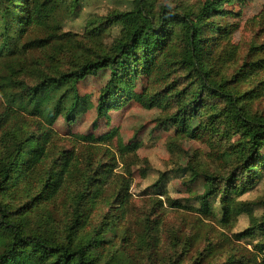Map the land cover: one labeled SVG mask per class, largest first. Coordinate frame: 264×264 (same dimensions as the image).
Returning a JSON list of instances; mask_svg holds the SVG:
<instances>
[{
  "label": "trees",
  "instance_id": "obj_1",
  "mask_svg": "<svg viewBox=\"0 0 264 264\" xmlns=\"http://www.w3.org/2000/svg\"><path fill=\"white\" fill-rule=\"evenodd\" d=\"M233 1L205 0L189 15L166 7L154 13L151 0H130V6L123 13L115 14L106 22L92 24L88 31L91 38H96L110 26H119L120 36L108 52L75 60L67 69L36 70L34 81L27 83L21 76L28 71L31 62L44 66L37 60L26 63L27 55L32 52H39L49 62L61 58L64 52L72 56L75 42L68 34L60 32V26L67 13H74L80 0H0V97L7 108L6 113L0 114V264H108L102 263L100 253L112 224L107 221L92 234L83 235V230L102 196L112 165L100 161L94 165L90 160L81 168L79 160L69 150L52 151L50 129L61 116L72 124L90 107L88 97H81L76 85L104 69L110 70V76L97 100V119L109 120L111 111H118L131 101L147 110L176 108L168 119L176 127V133L197 139L203 137L206 127L199 123L193 125V120L204 114L205 99L223 102L222 108L210 113L209 120L224 125V135H238L236 143L222 153L224 158L234 159L237 166L217 182L209 174L202 176L204 192L194 200L200 205L197 211L209 217L214 215L211 201L219 199L218 221L224 226L246 215L252 226L237 237H260L254 249L261 256L259 264H264V202L237 200L255 186L264 171V116L252 114L247 108L253 98L264 93V80L256 85L249 83L254 72L264 71V56L259 57L264 54V43L250 45L247 60L230 79L214 78L217 43L231 31L213 20L227 14L224 5ZM252 21L264 32V8ZM175 41L181 46L177 61L171 58ZM171 65L186 71L190 78L189 89L177 90L168 83L163 90L150 91L151 86L166 82L165 71ZM141 76L151 81L149 87L138 94L134 92V83ZM246 83L249 88L253 87L241 89ZM21 113L35 120L28 125L16 120ZM20 124V127L27 125L26 130L18 129ZM207 130L217 134L213 125ZM115 136V131H110L98 139L78 136V140L106 143ZM138 146L119 143L121 151L128 154H133ZM188 170L190 182L201 174L194 166ZM125 174L127 178L120 176L115 183V203L120 207L128 197L130 185V170H125ZM141 176H145L144 167ZM33 180L36 182L31 186ZM164 181L163 174L152 186L160 190ZM69 184L71 218L64 229V238L58 241L39 233H25L13 214L19 212L23 216L40 203L54 202ZM27 187L31 188L33 196L30 199L27 195L26 202L15 207L22 193L30 190ZM12 192V201L5 202L6 194ZM169 205L181 208L177 201ZM258 206L263 213L257 220L253 211ZM243 262V259H232L223 264ZM253 263L256 264L255 260Z\"/></svg>",
  "mask_w": 264,
  "mask_h": 264
},
{
  "label": "rangeland",
  "instance_id": "obj_2",
  "mask_svg": "<svg viewBox=\"0 0 264 264\" xmlns=\"http://www.w3.org/2000/svg\"><path fill=\"white\" fill-rule=\"evenodd\" d=\"M204 1L151 0L154 13H157L160 7H166L172 12L189 15L196 12ZM129 6L130 0H80L74 13H67L60 26V32L68 34L75 42L72 46V56L64 52L60 55L61 58L57 55L55 62H49L39 52H32L27 55L26 63L37 60L42 61L44 66L32 61L28 71L21 77L27 83H32L36 70L49 72L51 69H67L75 60L108 52L115 39L120 36L119 26H110L96 38H91L88 31L92 24L111 20L115 14L123 13ZM263 8L264 0H234L224 5L227 14L213 20L217 25L228 26L231 31L220 38L216 46L215 55L218 58L213 62L216 80L230 79L247 60L246 53L250 45L264 43V32L260 30V25L252 23V19ZM180 51L181 46L175 41L171 58L177 61ZM262 56L264 54H259V57ZM165 73L168 75L166 82L151 86L150 91L163 90L168 83L174 85L177 90L184 87L189 89L190 78L186 76V71L171 65ZM109 76L110 70L104 69L80 81L76 85L77 91L81 97H88L90 107L79 114L72 124H68L61 116L50 128L53 132L52 151L69 150L79 160L81 168L90 160L94 165L96 161L112 165L111 175L106 177L102 188V196L83 230V235L92 234V231L101 229L107 221L112 224V229L109 228L105 234L107 242L101 249L102 263L223 264L228 260L243 259V264H254V260L259 264L261 256H258L254 245L259 242L260 237H237L252 226L246 215H240L235 222L224 226L218 221L219 199L211 201L214 215L209 217L197 211L200 205L194 200L195 196L204 192L205 181L202 176L209 174L215 177L217 182L237 166L234 159L224 158L222 153L236 143L238 135H224V125L216 120H213V123L209 120L210 113L222 108L223 102L219 99H205L207 106L204 114L201 118L193 120V125L199 123L203 128L206 127L203 137L197 139L176 133V127L168 120L176 108L170 111L157 108L147 110L139 103L131 101L122 109L111 111L109 120L97 119V100ZM262 80V70L249 77V83L252 81L254 85ZM150 81L145 76L138 78L134 83V92L143 93L149 87ZM249 83L241 89L252 88L253 85L249 88ZM247 108L252 114L264 116V93L253 98ZM6 110L0 97V114L6 113ZM16 120L28 125L35 119L21 113ZM27 125L20 127V124L17 128L26 130ZM210 125L215 127L217 134L207 130ZM110 131L116 133L110 142L86 143L78 140V136L98 139ZM119 143L127 147L133 144L139 146L133 154H128L121 151ZM192 166L201 173L194 182L189 181L191 173L186 171ZM143 167L144 177L141 176ZM127 169L131 172L128 197L120 207L115 203V183L120 176L127 178ZM163 174L165 181L161 189L157 190L152 185ZM35 182L36 180H33L30 185ZM20 187L22 189L23 186ZM27 188L30 190L28 193H22V197L16 200L15 207L22 206L27 195L30 199L33 196L31 188ZM13 194L7 193L3 200L12 201ZM69 199L70 184L61 190L54 202L40 203L23 216L16 212L13 218L20 222L25 233H39L59 241L64 238V229L71 218ZM237 200L246 203L264 202V171L255 186ZM172 201L179 202L181 208L170 207ZM262 213L261 206L254 207L253 214L257 220Z\"/></svg>",
  "mask_w": 264,
  "mask_h": 264
}]
</instances>
